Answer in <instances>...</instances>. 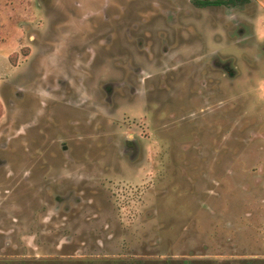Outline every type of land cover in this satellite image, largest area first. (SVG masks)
Listing matches in <instances>:
<instances>
[{
  "label": "rangeland",
  "instance_id": "1",
  "mask_svg": "<svg viewBox=\"0 0 264 264\" xmlns=\"http://www.w3.org/2000/svg\"><path fill=\"white\" fill-rule=\"evenodd\" d=\"M199 1L0 0V264H264V0Z\"/></svg>",
  "mask_w": 264,
  "mask_h": 264
},
{
  "label": "trees",
  "instance_id": "2",
  "mask_svg": "<svg viewBox=\"0 0 264 264\" xmlns=\"http://www.w3.org/2000/svg\"><path fill=\"white\" fill-rule=\"evenodd\" d=\"M245 0H203L200 1L199 4L203 7L205 6H225V5H236L240 2H244Z\"/></svg>",
  "mask_w": 264,
  "mask_h": 264
},
{
  "label": "flooded vegetation",
  "instance_id": "3",
  "mask_svg": "<svg viewBox=\"0 0 264 264\" xmlns=\"http://www.w3.org/2000/svg\"><path fill=\"white\" fill-rule=\"evenodd\" d=\"M198 2V1H197ZM200 2V1H199ZM199 4V3H198ZM200 5V4H199ZM211 6H214V5H211ZM206 7V6H205Z\"/></svg>",
  "mask_w": 264,
  "mask_h": 264
}]
</instances>
